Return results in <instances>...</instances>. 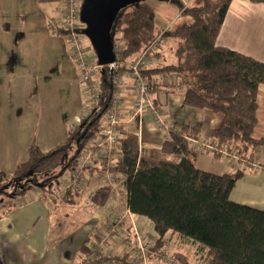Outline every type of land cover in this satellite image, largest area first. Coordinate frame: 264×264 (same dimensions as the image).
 Returning <instances> with one entry per match:
<instances>
[{
	"label": "trees",
	"instance_id": "trees-1",
	"mask_svg": "<svg viewBox=\"0 0 264 264\" xmlns=\"http://www.w3.org/2000/svg\"><path fill=\"white\" fill-rule=\"evenodd\" d=\"M164 1L190 16V21L167 33L156 24L154 10L145 0L118 11L111 40L121 38V64L101 66L98 99H89L88 104L92 112L70 126L62 143L41 151L33 139L24 160L9 173L0 170V195L10 198L7 210L16 205L15 198L32 188L54 192L61 176L75 166L82 149L101 135L110 96L119 87L117 71L127 70L124 62L147 48L151 62L140 73L153 83V91L159 85L153 75L173 77L175 86L185 88L182 104L221 115L220 124L209 132L208 142L237 154L240 165L242 160L255 161L257 148L264 145V137L252 136L257 123V89L264 85V61L217 44L231 0H202L198 6H186L180 0ZM249 1L264 4V0ZM166 38H171L165 48L167 55L158 46L166 43ZM201 129L200 121L174 123L158 156L142 154L137 134L121 130L115 163L107 169L90 167L87 172L98 169L124 177L126 209L152 225L155 243L150 251L165 250L169 235L176 234L181 241L198 244L204 264H264V211L231 198L241 168L216 174L195 166L193 160L205 152L193 143L200 139ZM211 154L221 157L218 152ZM6 186L11 188L9 192ZM78 193L67 191L60 199L67 201ZM172 256L174 261L188 264L186 254L175 250ZM104 261L129 264V253L105 254L100 262Z\"/></svg>",
	"mask_w": 264,
	"mask_h": 264
},
{
	"label": "crops",
	"instance_id": "crops-1",
	"mask_svg": "<svg viewBox=\"0 0 264 264\" xmlns=\"http://www.w3.org/2000/svg\"><path fill=\"white\" fill-rule=\"evenodd\" d=\"M145 1L152 6L155 22L162 32L171 33L180 24L191 19L190 16L180 13L172 3L164 0ZM180 1L186 6H198L202 3V0ZM61 9V0H0V74L4 72L8 77L13 72V74L11 73L13 80L9 85L15 87L17 96L15 99L8 96L9 103H5L4 99L6 112L2 113L3 116L5 114L7 117L9 116L10 121L15 120V122H9V125L0 131V149L5 148V153H8V161L11 160L14 153L20 150L26 151L27 156V148L33 139L41 151H48L62 143L66 139L70 126L79 123L77 120L85 117L88 112L90 98L85 83L79 78L78 68L71 57L68 46H64L62 49L59 41V38L62 37L64 45H67L64 32L56 27V23L61 17ZM248 31L249 34H254L250 39H248ZM170 39L166 38V43L161 44L160 42L158 45L164 54H166V44ZM216 42L218 45L264 61V4L252 3L249 0H231ZM154 64H156V60ZM121 72L123 75L117 92L121 99L122 113L127 114L132 109L135 99L132 88L134 80L127 70ZM153 77L155 83L159 85L153 91L152 96L156 100V106L160 109L163 125L159 124L152 115H145L140 119L127 121L121 130L137 134L140 152L149 156L159 155L161 143L168 138V131L176 122L190 124L202 122L200 140L208 141L209 132L220 124L221 115L207 109L182 104L185 88L175 86L173 77H163L159 74H155ZM5 86H7L6 83ZM0 87H3L1 83ZM0 95L3 96L1 92ZM256 117L257 123L252 131V136L261 138L264 137L263 84H260L257 89ZM22 119L24 120L23 124L19 123L22 122ZM19 124L22 125L21 128ZM3 161L7 162V159ZM255 161L259 164V169L255 170L250 166L243 168L230 157L216 158L212 156L211 152L205 151L199 154L193 163L199 169L216 174L231 173L237 168H241L242 174L231 192V198L236 202L264 211V145L257 148ZM16 164L17 162L14 160L10 165L11 170ZM95 166L98 165L94 163L91 167ZM0 170L11 171L4 170L1 164ZM101 173L106 178L112 176L120 179L124 188L123 176L93 169L87 172L86 192L69 196L67 201L51 198L53 203L51 208L58 209L62 207L60 205L63 203L77 204L74 203L75 200L89 202L88 197L90 193H93L95 196L93 202L96 201L95 206L102 208V214L108 213L110 204L117 198L108 195L110 192H108L107 183L102 185L96 182L98 174ZM35 189L37 188L30 190ZM26 192L18 197L24 196ZM41 192L45 195V199L46 194H50L47 191L41 190ZM70 192L74 193L75 191ZM123 198V211H125V188ZM15 203L17 202L15 201ZM15 207L16 205L7 212V215L15 212ZM31 209H36V206ZM3 217H0V220ZM136 218L139 224L149 222L140 215H136ZM107 221L108 219L103 223ZM151 226H148L149 230L152 229ZM129 236H131L129 225H121L114 232L105 254L114 255L127 251L126 249L119 250L118 243L120 240L128 239ZM169 236V245L164 247L165 250L171 251V253L177 250L186 254L188 264L205 263L203 250L197 243L190 240L181 241L176 234ZM82 262L83 258L78 264H82ZM150 263L162 264L156 259H152ZM173 264L181 263L175 261Z\"/></svg>",
	"mask_w": 264,
	"mask_h": 264
},
{
	"label": "built area",
	"instance_id": "built-area-1",
	"mask_svg": "<svg viewBox=\"0 0 264 264\" xmlns=\"http://www.w3.org/2000/svg\"><path fill=\"white\" fill-rule=\"evenodd\" d=\"M82 1L61 0V17L57 21L56 26L64 31L71 57L78 68L79 78L85 83L90 101H95L99 95L97 81L102 65L98 64L96 56H93V49L88 45L83 34L85 25L80 20L79 14ZM112 43L114 61L111 66L118 67L121 64L118 60L122 53L120 36H117ZM154 44L152 43V48H154ZM150 62L151 56L148 48L140 51L132 60L124 62V67L134 80L132 88L135 99L132 109L127 114H123L118 92L115 91L110 96L104 114L105 122L101 135L95 137L92 144L82 149L75 166L61 176L52 193L53 197L61 198L66 195L67 191H82L86 186L87 171L94 163L105 169L115 163L116 156L120 151L118 134L127 121L140 119L145 115H152L159 124L162 123L160 109L154 105L151 98L154 90L153 83L146 80L140 73V70L146 68ZM122 75L121 71H117L115 81L119 82ZM80 120L81 118L77 121L80 122ZM193 143L205 151L218 152L223 157L238 159L237 154L229 153L224 148H217L213 142L198 139L193 141ZM241 166L243 168L250 166L255 170L259 169V164L256 161L248 162L247 160H242ZM123 224L129 225L131 236L119 242L118 247L121 251H124V249L128 251L129 264H151L150 261L152 259H156L162 264H173L175 262L171 251H150V248L155 243V234L144 231L138 224L136 214L126 209L122 214L112 217L100 229L95 230L84 254V264H124L114 261L100 262L105 255L107 245L113 239L114 232Z\"/></svg>",
	"mask_w": 264,
	"mask_h": 264
},
{
	"label": "rangeland",
	"instance_id": "rangeland-1",
	"mask_svg": "<svg viewBox=\"0 0 264 264\" xmlns=\"http://www.w3.org/2000/svg\"><path fill=\"white\" fill-rule=\"evenodd\" d=\"M253 35L249 34L248 31V39ZM85 39L88 45L91 46L89 40ZM59 41L62 49L64 46H68V44L64 45L62 37L59 38ZM93 56H96L94 51ZM11 73L13 74V72ZM11 73L8 77L4 72L0 74V83L3 87L5 83L7 84L4 88L0 87V92L3 94V96L0 95V108H2L0 110V131L8 126L9 122H15L12 119L10 121L9 116L7 117L6 114L2 115L4 111L6 112L5 103L9 101L7 97L17 98L15 87L9 85L11 80H13ZM16 81L17 78L15 79ZM92 110L93 108L87 110L88 112L85 116H89ZM23 121L22 119V122L19 123L23 124ZM161 125H163V122ZM21 127L22 125H20ZM25 157L26 151L20 150L14 153L11 160L8 161V153H5V148L0 149V164L4 170H11L10 165L13 164L14 160L18 163ZM4 159H7V162H4ZM96 182L102 185L107 183L108 192H110L108 195L117 198L110 204L108 209L110 211L106 214L101 213L102 208L95 206L96 201L93 202L95 197L93 193H90L88 197L90 200L92 199L89 202L85 203L82 200H75L74 203L77 204H64L61 202L63 203V205H60L62 207L53 210L51 208L53 205L51 198L62 200L54 198L52 192L50 194L47 193L45 199L43 192L37 188L28 190L24 196L16 198L14 200L17 202L15 212L7 215L10 210H7L6 205L10 198L5 194L0 195V212L1 217L4 216L0 220V264H78L81 262L86 246L91 240L90 234L106 224L105 222L103 223L104 220L108 219L109 221L115 216L113 215L114 213L122 214L124 210V188L120 179L112 176L106 178L101 173L98 174ZM86 188L80 193L86 192ZM10 190L11 188L6 186L5 191L9 192ZM35 206L36 209L32 210L31 208ZM149 222H145V224H139L138 222V224L144 231L153 234V230L148 229V226H151ZM121 241L123 240L119 242Z\"/></svg>",
	"mask_w": 264,
	"mask_h": 264
},
{
	"label": "water",
	"instance_id": "water-1",
	"mask_svg": "<svg viewBox=\"0 0 264 264\" xmlns=\"http://www.w3.org/2000/svg\"><path fill=\"white\" fill-rule=\"evenodd\" d=\"M143 0H83L80 20L85 25L83 34L89 40L100 65L114 61L111 27L118 11Z\"/></svg>",
	"mask_w": 264,
	"mask_h": 264
}]
</instances>
